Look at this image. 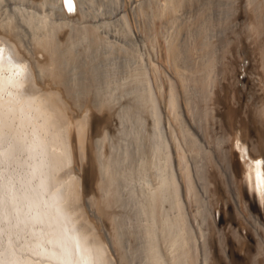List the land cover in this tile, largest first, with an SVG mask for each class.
<instances>
[{
    "label": "bare ground",
    "instance_id": "obj_1",
    "mask_svg": "<svg viewBox=\"0 0 264 264\" xmlns=\"http://www.w3.org/2000/svg\"><path fill=\"white\" fill-rule=\"evenodd\" d=\"M0 53L5 264H264V0H0Z\"/></svg>",
    "mask_w": 264,
    "mask_h": 264
},
{
    "label": "snow or ice",
    "instance_id": "obj_2",
    "mask_svg": "<svg viewBox=\"0 0 264 264\" xmlns=\"http://www.w3.org/2000/svg\"><path fill=\"white\" fill-rule=\"evenodd\" d=\"M66 4L71 5L72 0H65ZM6 58L0 53V93L3 91V84L5 73L7 71L5 65ZM0 99H2V95H0ZM3 143V134L2 129H0V146ZM249 181L253 185V190L264 196V161H256L254 164H250L249 166ZM0 182H2V176H0ZM3 205L2 198V183H0V207ZM78 244H81L85 247L86 251H92V249L88 245L87 237H83L78 241ZM4 246V229L0 227V264H5L2 259V249ZM82 264H98V261L94 259H86L82 262Z\"/></svg>",
    "mask_w": 264,
    "mask_h": 264
}]
</instances>
